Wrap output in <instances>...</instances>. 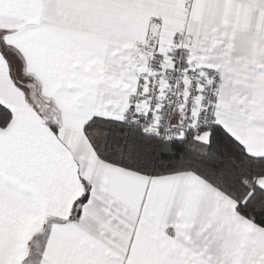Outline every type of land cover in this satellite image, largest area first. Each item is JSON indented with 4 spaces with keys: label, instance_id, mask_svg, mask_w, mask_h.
<instances>
[{
    "label": "snow or ice",
    "instance_id": "obj_1",
    "mask_svg": "<svg viewBox=\"0 0 264 264\" xmlns=\"http://www.w3.org/2000/svg\"><path fill=\"white\" fill-rule=\"evenodd\" d=\"M0 264H264V0H0Z\"/></svg>",
    "mask_w": 264,
    "mask_h": 264
}]
</instances>
